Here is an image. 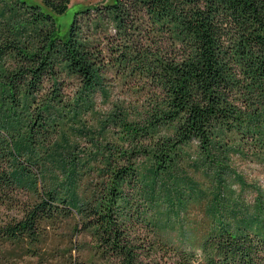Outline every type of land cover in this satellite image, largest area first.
<instances>
[{
    "label": "trees",
    "instance_id": "obj_1",
    "mask_svg": "<svg viewBox=\"0 0 264 264\" xmlns=\"http://www.w3.org/2000/svg\"><path fill=\"white\" fill-rule=\"evenodd\" d=\"M70 2L0 0V264H264V0Z\"/></svg>",
    "mask_w": 264,
    "mask_h": 264
},
{
    "label": "rangeland",
    "instance_id": "obj_2",
    "mask_svg": "<svg viewBox=\"0 0 264 264\" xmlns=\"http://www.w3.org/2000/svg\"><path fill=\"white\" fill-rule=\"evenodd\" d=\"M31 2H38V0H30ZM113 0H71L68 11L60 16H56L59 34L62 38L68 36L70 26L74 20L76 13L82 12L86 9H94L98 5L112 3ZM114 33V31H111Z\"/></svg>",
    "mask_w": 264,
    "mask_h": 264
}]
</instances>
